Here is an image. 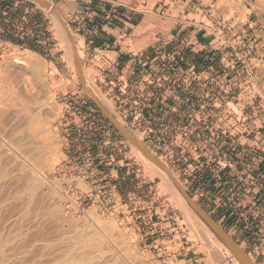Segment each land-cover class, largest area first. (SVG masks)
Returning a JSON list of instances; mask_svg holds the SVG:
<instances>
[{"label":"rangeland","instance_id":"rangeland-1","mask_svg":"<svg viewBox=\"0 0 264 264\" xmlns=\"http://www.w3.org/2000/svg\"><path fill=\"white\" fill-rule=\"evenodd\" d=\"M20 1L0 0V264H256L264 245V101L251 115L236 80L228 99L199 87L193 101L192 88L171 81L148 89V133L125 110L129 103L116 100L110 71L97 69L98 58L67 26L64 0ZM212 3L203 12L232 25L223 43L230 70L241 62L232 47L255 43L237 26L258 23L264 88V0ZM32 54L42 75L10 59ZM182 104L190 116L179 115ZM227 178L257 189L250 211L223 187Z\"/></svg>","mask_w":264,"mask_h":264},{"label":"crops","instance_id":"crops-1","mask_svg":"<svg viewBox=\"0 0 264 264\" xmlns=\"http://www.w3.org/2000/svg\"><path fill=\"white\" fill-rule=\"evenodd\" d=\"M212 1L214 0H64L66 20H63L73 34L83 41L85 51L92 53L93 58H98L97 69L102 73L110 71V90L118 92V96L114 97L116 100L121 98V104L129 103L125 110H132L131 116L141 115V121L147 125L149 133L152 131L148 120L151 114L149 110H145V106L152 98L148 89L171 81L182 91L192 88L196 98L190 95L186 100L193 101L202 97L197 91L199 87H208V92L217 87L221 96L216 99H228L230 85L236 80L235 95L249 102L251 115L258 113L257 99L264 101V88L260 86V77L257 76V55L260 52L255 44L257 40L254 39L260 28L257 26V30L254 29L258 23L246 20L237 26V32L248 33L243 34L244 40L248 35L249 38L253 37L255 43L245 49V44L238 48L232 47L231 52L239 54L241 62L235 71L230 70L234 69V65L224 62L230 51L225 49L226 44L223 43L227 42L225 35L233 31L230 29L232 25L225 23L219 12L216 16L212 12H203L213 5ZM14 2L15 5L21 3L20 0ZM263 15L264 12L261 17ZM244 24L246 28L240 29ZM31 33V37H35V32ZM102 77L105 79L107 76ZM207 96L208 93L205 94ZM183 99L184 97L180 101ZM253 103L255 106H252ZM120 107L121 105L118 106ZM179 109L181 117L191 115L187 114L184 104ZM262 112L264 110L259 111ZM122 126L130 131L127 124L123 123ZM116 128L119 129L117 124ZM160 131H165V128ZM224 185L231 186L227 191L234 189L242 197L239 205L243 207L250 205L253 197L257 201V196L260 195L257 194V189L250 193V190L242 189V185L237 187L236 181L231 182L230 178L223 182V187ZM194 191L198 192L199 188L196 187ZM205 191L202 190L200 195ZM252 205L249 206V211ZM214 222L226 234L223 223ZM254 226L257 227V224ZM239 244L246 242L241 241ZM263 251L264 245L261 243L252 261L264 264Z\"/></svg>","mask_w":264,"mask_h":264},{"label":"bare ground","instance_id":"bare-ground-1","mask_svg":"<svg viewBox=\"0 0 264 264\" xmlns=\"http://www.w3.org/2000/svg\"><path fill=\"white\" fill-rule=\"evenodd\" d=\"M50 9V8H49ZM54 12V11H53ZM52 12V15H53ZM55 16V13H54ZM53 16V19L55 20L56 25L59 26V22H58V18L55 16ZM61 30V29H60ZM31 54V53H30ZM10 59L12 60V64L14 65V63L21 65L20 67H22V65H28L31 70L34 72V75H42V71H41V62H39L37 55H26V56H18V55H12L10 56ZM12 64H9L10 66ZM3 66V65H2ZM9 66V67H10ZM13 67V66H12ZM19 67V66H18ZM28 67V68H29ZM4 68V67H3ZM8 68V67H7ZM5 70H6V66H5ZM15 70V68H14ZM17 70V69H16ZM30 70V69H29ZM10 72V71H9ZM12 72V71H11ZM32 72V73H33ZM17 74V73H16ZM17 84V83H16ZM24 85V84H23ZM22 89V88H21ZM38 93V92H37ZM33 94V93H32ZM29 96V95H28Z\"/></svg>","mask_w":264,"mask_h":264},{"label":"water","instance_id":"water-1","mask_svg":"<svg viewBox=\"0 0 264 264\" xmlns=\"http://www.w3.org/2000/svg\"><path fill=\"white\" fill-rule=\"evenodd\" d=\"M100 107V106H99ZM181 192L184 194V196L190 201V199H189V197H188V195L185 193V192H183L182 190H181ZM191 205H192V207L195 209V211L201 216V217H203L205 220H206V222L219 234V235H221V236H224V238H226V242L228 243H231L232 245H235V243H233L229 238H227V237H225L226 235H225V233L215 224V222L202 210V209H200L196 204H194V203H192L191 202ZM241 257H242V259H243V261H245V260H247L246 259V256L243 254V253H241V255H240Z\"/></svg>","mask_w":264,"mask_h":264},{"label":"trees","instance_id":"trees-1","mask_svg":"<svg viewBox=\"0 0 264 264\" xmlns=\"http://www.w3.org/2000/svg\"><path fill=\"white\" fill-rule=\"evenodd\" d=\"M4 2H10V0H3ZM8 40H10V41H12V42H14V43H16L17 41L16 40H13V39H11V38H7ZM18 43H20V42H18ZM32 45V46H31ZM30 45V48L31 49H34V50H37V49H39L40 47L37 45V44H31Z\"/></svg>","mask_w":264,"mask_h":264},{"label":"built area","instance_id":"built-area-1","mask_svg":"<svg viewBox=\"0 0 264 264\" xmlns=\"http://www.w3.org/2000/svg\"><path fill=\"white\" fill-rule=\"evenodd\" d=\"M138 119V122L141 121V118H139V116L137 114H135L134 116H132V120H137ZM142 122V121H141ZM144 124V122H142ZM253 200H255V198L253 197Z\"/></svg>","mask_w":264,"mask_h":264}]
</instances>
